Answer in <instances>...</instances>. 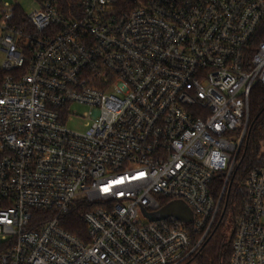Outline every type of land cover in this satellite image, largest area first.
<instances>
[{"label": "built area", "instance_id": "obj_1", "mask_svg": "<svg viewBox=\"0 0 264 264\" xmlns=\"http://www.w3.org/2000/svg\"><path fill=\"white\" fill-rule=\"evenodd\" d=\"M34 1H0V264H197L264 87V0ZM172 201L190 223L143 212ZM230 264H264V154Z\"/></svg>", "mask_w": 264, "mask_h": 264}, {"label": "trees", "instance_id": "obj_2", "mask_svg": "<svg viewBox=\"0 0 264 264\" xmlns=\"http://www.w3.org/2000/svg\"><path fill=\"white\" fill-rule=\"evenodd\" d=\"M6 74L5 71L0 69V88ZM12 74L17 75L18 72ZM263 154L264 87L257 86L253 89L250 98L249 127L237 155L233 172L221 198L216 226L201 251L194 258L197 264H230L232 241L246 194L247 177L253 168L260 165ZM224 184L225 175H218L213 186V194L217 201L220 199ZM80 206L71 211L67 220L63 223V227L78 238L85 239L86 228L81 220L80 211L82 207ZM40 215L47 217L41 213ZM229 217H232L233 226L228 235L226 225ZM5 250L6 244L0 243V252Z\"/></svg>", "mask_w": 264, "mask_h": 264}, {"label": "rangeland", "instance_id": "obj_3", "mask_svg": "<svg viewBox=\"0 0 264 264\" xmlns=\"http://www.w3.org/2000/svg\"><path fill=\"white\" fill-rule=\"evenodd\" d=\"M2 2H9L11 4L17 3L26 14H31L33 11L37 9L38 4L34 0H0ZM6 59V54L3 51H0V69L3 67V63ZM70 113H72V121L68 122V128L72 131H81L84 132L87 128L86 125L88 123H92L95 119L94 116H89L90 108L87 106H82L79 104H73L69 107ZM244 129H247L249 127V114L248 117L245 120ZM242 133V131H241ZM239 135V134H238ZM241 136H238L235 134L232 138L236 141L240 139ZM232 217H229L227 220V233L228 235L232 231Z\"/></svg>", "mask_w": 264, "mask_h": 264}, {"label": "water", "instance_id": "obj_4", "mask_svg": "<svg viewBox=\"0 0 264 264\" xmlns=\"http://www.w3.org/2000/svg\"><path fill=\"white\" fill-rule=\"evenodd\" d=\"M143 212L153 222L170 217L176 218L184 223H190L193 220V212L182 201H172L165 205L160 211L153 214H149L145 210H143Z\"/></svg>", "mask_w": 264, "mask_h": 264}]
</instances>
